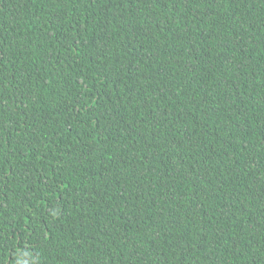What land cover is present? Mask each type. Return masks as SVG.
<instances>
[{"label": "trees", "instance_id": "trees-1", "mask_svg": "<svg viewBox=\"0 0 264 264\" xmlns=\"http://www.w3.org/2000/svg\"><path fill=\"white\" fill-rule=\"evenodd\" d=\"M0 264H264V0H0Z\"/></svg>", "mask_w": 264, "mask_h": 264}]
</instances>
